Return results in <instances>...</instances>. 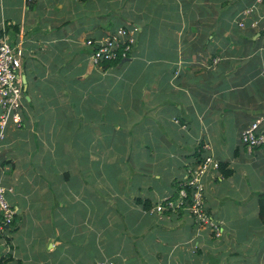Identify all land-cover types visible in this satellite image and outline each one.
I'll return each mask as SVG.
<instances>
[{
  "label": "crops",
  "instance_id": "obj_1",
  "mask_svg": "<svg viewBox=\"0 0 264 264\" xmlns=\"http://www.w3.org/2000/svg\"><path fill=\"white\" fill-rule=\"evenodd\" d=\"M122 27L129 60L91 66L86 41ZM1 39L22 44L26 89L0 143V264H264V147L240 140L264 116V0H0ZM200 155L232 170L205 179L219 240L154 212Z\"/></svg>",
  "mask_w": 264,
  "mask_h": 264
},
{
  "label": "built area",
  "instance_id": "obj_2",
  "mask_svg": "<svg viewBox=\"0 0 264 264\" xmlns=\"http://www.w3.org/2000/svg\"><path fill=\"white\" fill-rule=\"evenodd\" d=\"M260 1V0H257ZM252 9H246L239 17V27H243V20L252 14ZM252 28L257 26L254 21ZM136 28H118L108 33L102 40L86 41L91 49L90 65L100 67L105 62L130 58L136 43ZM25 50L22 44H13L6 39L0 40V143L6 137V130L10 126L19 129L22 127L23 117V83L21 80L22 61ZM241 144L248 152L264 147V116L256 119L240 136ZM219 161L211 155L202 157L196 164L186 170L177 197L164 198L154 207L155 213L169 211L171 213L186 212L193 222L200 228L207 227L214 238H220L222 228L207 213L205 203V179L210 173L217 172ZM221 177V176H220ZM10 189L0 186L1 227L12 225L15 212L11 208L7 194ZM97 264H114L111 261H100Z\"/></svg>",
  "mask_w": 264,
  "mask_h": 264
},
{
  "label": "rangeland",
  "instance_id": "obj_3",
  "mask_svg": "<svg viewBox=\"0 0 264 264\" xmlns=\"http://www.w3.org/2000/svg\"><path fill=\"white\" fill-rule=\"evenodd\" d=\"M7 130H8V129H7ZM7 130H6V135H7ZM111 152H112V150L109 149V151L107 150V151L105 152V154H108V153H111ZM255 181H257V180H256V179H253V180L251 181V184L254 185V186H255ZM244 211H245V210H243V212H242V211H235V212H234V215H236V216H234L232 219L237 220V219H239V218H242V216L245 215V213H246V212H244ZM21 237H25L23 233L21 234ZM239 237H242V236L239 235ZM214 239H215V240H219V239H216V238H214ZM75 245H77V244H73L74 247H75ZM13 246H14V247H16V246L18 247V244L13 245ZM48 246H49V245H48ZM27 247H28V246H27ZM27 254H29V256H30L28 262H24L23 259H20V258H19V261H18L17 259H15L13 264H39L40 261H41V259H40L39 257H44V256H43V253H42L41 251L36 252L35 249H34L33 252H31V253H27ZM21 258H22V257H21ZM55 260H56V259H53V258H52V259H51V263L54 262ZM62 261H68V260H62ZM144 261H149V259L146 258V259H144Z\"/></svg>",
  "mask_w": 264,
  "mask_h": 264
},
{
  "label": "trees",
  "instance_id": "obj_4",
  "mask_svg": "<svg viewBox=\"0 0 264 264\" xmlns=\"http://www.w3.org/2000/svg\"><path fill=\"white\" fill-rule=\"evenodd\" d=\"M241 15H242V13L240 14V17H241ZM118 61H121V59L113 61V62H105L102 65L103 66H107V65H110V64L118 62ZM260 148H262V147H258L256 149H260ZM201 158H202V155L199 156V160ZM218 173H219V175L221 177L228 178V177H230L232 175V170L228 168V163L227 162H219ZM179 188H180V186L178 185V188H177V190L175 192L174 198L177 197V192H178ZM144 208L146 210L149 209L147 206H144ZM166 212H169V211H166ZM259 217H260L261 221L264 222V195L263 194H261L259 196Z\"/></svg>",
  "mask_w": 264,
  "mask_h": 264
},
{
  "label": "water",
  "instance_id": "obj_5",
  "mask_svg": "<svg viewBox=\"0 0 264 264\" xmlns=\"http://www.w3.org/2000/svg\"><path fill=\"white\" fill-rule=\"evenodd\" d=\"M128 60H129V58L122 59V60H121V63H123V62H125V61H128ZM25 89H26V85H24V91H25Z\"/></svg>",
  "mask_w": 264,
  "mask_h": 264
}]
</instances>
